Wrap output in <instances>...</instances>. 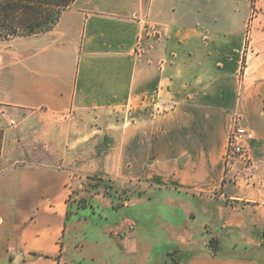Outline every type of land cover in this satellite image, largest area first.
Returning a JSON list of instances; mask_svg holds the SVG:
<instances>
[{
  "label": "crops",
  "instance_id": "1",
  "mask_svg": "<svg viewBox=\"0 0 264 264\" xmlns=\"http://www.w3.org/2000/svg\"><path fill=\"white\" fill-rule=\"evenodd\" d=\"M18 38L0 49V264H264V0H74ZM235 118L249 178L225 160ZM88 175L135 190L117 203Z\"/></svg>",
  "mask_w": 264,
  "mask_h": 264
},
{
  "label": "trees",
  "instance_id": "2",
  "mask_svg": "<svg viewBox=\"0 0 264 264\" xmlns=\"http://www.w3.org/2000/svg\"><path fill=\"white\" fill-rule=\"evenodd\" d=\"M74 0H0V40L27 37L50 30ZM87 185L112 187L116 181L109 177L88 175ZM216 250V239L210 240Z\"/></svg>",
  "mask_w": 264,
  "mask_h": 264
},
{
  "label": "built area",
  "instance_id": "3",
  "mask_svg": "<svg viewBox=\"0 0 264 264\" xmlns=\"http://www.w3.org/2000/svg\"><path fill=\"white\" fill-rule=\"evenodd\" d=\"M253 8L252 13H255ZM253 132L240 124L239 119L235 118L232 125L229 128L227 149L225 152L226 162H232L235 157L239 158L242 165L241 176L249 178L251 172L254 169V161L251 155L250 141L253 139ZM124 203L125 200H122ZM127 229H132V224L127 225Z\"/></svg>",
  "mask_w": 264,
  "mask_h": 264
},
{
  "label": "rangeland",
  "instance_id": "4",
  "mask_svg": "<svg viewBox=\"0 0 264 264\" xmlns=\"http://www.w3.org/2000/svg\"><path fill=\"white\" fill-rule=\"evenodd\" d=\"M21 38L15 37L6 41L0 40V49H2L3 47H11L18 49L19 47V41ZM13 60H15V57H13ZM85 187L88 188L89 190H93L94 188H91L87 185V183L85 184ZM128 185L126 184H122V183H116L114 184L112 187H104V186H99L98 189L99 191L103 192L106 195H109L113 198V201L117 202V203H123L122 200H126L129 196L132 195L133 190H135V188L133 189H129ZM137 189V188H136ZM85 202V200L80 199L79 203Z\"/></svg>",
  "mask_w": 264,
  "mask_h": 264
}]
</instances>
